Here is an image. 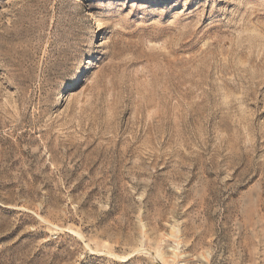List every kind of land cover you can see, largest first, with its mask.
<instances>
[{"label": "rangeland", "instance_id": "374dc122", "mask_svg": "<svg viewBox=\"0 0 264 264\" xmlns=\"http://www.w3.org/2000/svg\"><path fill=\"white\" fill-rule=\"evenodd\" d=\"M79 1L0 0V264H264V0Z\"/></svg>", "mask_w": 264, "mask_h": 264}, {"label": "bare ground", "instance_id": "6f19581e", "mask_svg": "<svg viewBox=\"0 0 264 264\" xmlns=\"http://www.w3.org/2000/svg\"><path fill=\"white\" fill-rule=\"evenodd\" d=\"M78 2L81 3V1H79V0H78ZM92 59H93V55L90 56V58H89L88 61H87V64L90 63V62L92 61ZM87 64H85V66H84L82 69H85V67H86ZM80 71H83V70L80 69ZM78 75H79V74L76 73V74L72 77V79L69 80V82H68V86H74V85H76V82L78 81Z\"/></svg>", "mask_w": 264, "mask_h": 264}]
</instances>
